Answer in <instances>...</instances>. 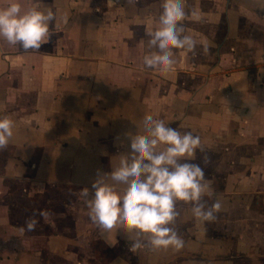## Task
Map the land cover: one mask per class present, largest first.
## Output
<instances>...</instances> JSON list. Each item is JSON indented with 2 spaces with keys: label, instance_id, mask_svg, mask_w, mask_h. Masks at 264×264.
<instances>
[{
  "label": "crops",
  "instance_id": "obj_1",
  "mask_svg": "<svg viewBox=\"0 0 264 264\" xmlns=\"http://www.w3.org/2000/svg\"><path fill=\"white\" fill-rule=\"evenodd\" d=\"M161 3L57 0L67 23L39 50L0 40V115L15 124L0 150V264H264V5L183 0L202 14L183 26L209 50H174L163 78L143 63ZM145 114L201 137L193 162L215 193L208 203L223 204L207 223L178 204L180 251L133 253L115 230L106 244L80 197L87 171L110 172L130 151L121 142ZM30 218L36 229L22 232Z\"/></svg>",
  "mask_w": 264,
  "mask_h": 264
},
{
  "label": "clouds",
  "instance_id": "obj_2",
  "mask_svg": "<svg viewBox=\"0 0 264 264\" xmlns=\"http://www.w3.org/2000/svg\"><path fill=\"white\" fill-rule=\"evenodd\" d=\"M260 3L264 5V0ZM56 5L57 0L52 4L29 0L27 7L22 0H0V40L36 52L50 41L56 26L67 23V16ZM161 8L158 26L146 32L149 39L143 63L168 78L174 70V50L195 56L198 46L207 53L209 45L183 26L186 19H202L198 9L186 12L183 0H162ZM132 122L137 131L127 132L128 143L121 142V147H130V151L117 155L118 163L110 172L98 171L91 189L79 191L88 219L110 246L118 243L111 238L115 230L126 236L133 253L145 248L180 251L186 242L175 227L180 218L178 204L189 205L188 212L198 223L214 221L223 210L219 199L208 203L215 193L204 168L193 162L198 151L204 152L201 137L192 131L181 132L152 114H145L139 123ZM14 128L10 116L0 115V150L11 142ZM203 162H210L207 156ZM36 227L37 220L30 218L21 231L31 232Z\"/></svg>",
  "mask_w": 264,
  "mask_h": 264
},
{
  "label": "rangeland",
  "instance_id": "obj_3",
  "mask_svg": "<svg viewBox=\"0 0 264 264\" xmlns=\"http://www.w3.org/2000/svg\"><path fill=\"white\" fill-rule=\"evenodd\" d=\"M91 171H87V176L90 177L91 179H96L97 178V172L100 171L98 169H94V168H91L90 169ZM100 172H103V171H100ZM163 264H176L175 262H169V261H166L164 262ZM179 264V262L177 263Z\"/></svg>",
  "mask_w": 264,
  "mask_h": 264
}]
</instances>
